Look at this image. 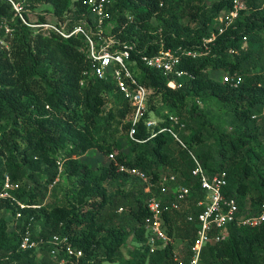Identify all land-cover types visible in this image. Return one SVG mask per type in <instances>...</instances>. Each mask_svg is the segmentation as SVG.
I'll return each instance as SVG.
<instances>
[{"label": "trees", "instance_id": "obj_1", "mask_svg": "<svg viewBox=\"0 0 264 264\" xmlns=\"http://www.w3.org/2000/svg\"><path fill=\"white\" fill-rule=\"evenodd\" d=\"M14 1L23 3L30 13L50 5L54 21L37 13L36 23H65V31L82 20L91 23L84 0ZM245 2L235 28L217 34L209 54L182 58L180 68L193 78H182L176 89L166 85L160 72L143 65L140 55L156 53L161 43L163 49L198 47L215 29V17L229 9L232 0H115L107 8L110 17L103 31L114 38L112 49L121 48L122 42L134 44L127 64L145 87L146 115L166 109L179 116L184 148L168 132L151 137L142 120L132 122L134 106L115 81L90 73L83 34L63 37L53 29L37 31L15 15L10 2L0 0V24L10 28L5 33L0 26L8 44L0 48V192L8 175L20 185L12 192L19 201L40 205L20 209L0 197V264H52L46 247L41 248V256L35 250L19 249L16 229L22 230L30 217L31 228L33 232L39 228L40 237L68 235L82 250L79 264H173L176 239L185 243L179 251L187 263L196 224L187 221L186 215L198 209L190 205L179 211L162 204V228L173 242L150 252L144 228L148 194L135 177L118 171L117 163L138 166L154 182L167 167L179 182L191 185L192 201L200 191L191 175V151L208 174L226 172L224 193L237 201L242 212L264 202V120L259 117L264 106V66L258 70L248 58L252 47L240 48L244 36L254 41L262 36L264 0ZM29 12L23 15L31 23ZM183 17L188 18L185 25L180 22ZM153 18L159 25L152 23ZM257 47L254 44V51ZM230 48L238 54L229 53ZM208 70L237 72L242 80L234 87L212 78ZM198 102L230 116L233 135L219 127L206 132L207 126H213L210 111L198 108ZM162 117L154 131L161 126L177 130L167 115ZM131 127L136 140L128 136ZM183 130L190 133L182 136ZM121 135L130 144L127 153L118 147ZM171 141L179 147L178 156L169 151ZM90 149L106 156L113 153L115 161L92 168L79 159ZM17 210L22 216L9 229ZM6 213L12 218L7 219ZM227 229L226 238L202 247L198 264H264V221L253 227L231 224ZM128 239L135 245L126 250L131 255L126 258L123 247Z\"/></svg>", "mask_w": 264, "mask_h": 264}, {"label": "built area", "instance_id": "obj_2", "mask_svg": "<svg viewBox=\"0 0 264 264\" xmlns=\"http://www.w3.org/2000/svg\"><path fill=\"white\" fill-rule=\"evenodd\" d=\"M11 3L15 15H17L26 25L38 29H53L63 37H69L81 33L87 42V53L91 63L90 73L100 79L111 77L122 95L127 98L134 106L132 122L136 124L142 120L145 127L151 132V137L159 132H168L182 147L186 148L181 140L178 130L184 127L181 119L177 115H168V121L172 126H161L157 131L154 127L158 125L157 118L146 115L147 113V94L145 87L137 80L134 73L129 69L127 61L130 58V52L134 50V44L122 42L121 48L112 49L115 40L111 35L105 34L103 24L109 19L110 14L107 10L115 0H84L83 3L89 10L91 23L81 21L74 25L69 31H65V23L56 25L50 22L30 23L23 13L30 9L23 3L14 0H4ZM246 8L245 0H232L229 9L222 10L214 19V30L208 37L203 38L201 44L194 49H187L181 46L176 48L163 49V44L156 53L141 54L139 59L147 67H151L160 72L166 78V85L171 89L179 88L182 85L181 79L193 78V75L185 69L180 68L183 57L199 58L210 52L211 45L214 43L216 35L221 34L227 29L235 28V20L239 12ZM5 33L10 32L6 24ZM242 38L240 48L243 49ZM231 54H238L237 49H228ZM221 81L230 83L236 87L242 80L237 72H224ZM161 120V119H160ZM134 128L128 131L130 139L134 137ZM192 161L191 175L196 179L199 187L200 196L191 201V185L177 180L173 173L167 175L161 174L156 182L152 181L151 175L145 170L134 165L117 163V169L132 177H135L142 185L144 191L148 194L146 207L149 215L145 218L144 228L146 243L150 252L157 247H164L168 242H173L162 228V204L169 205L174 210L184 211L194 206L198 211L188 212L186 219L196 224L195 237L191 245V256L186 263L181 251H173V264H198L200 260L201 249L206 244H211L223 240L228 235V225L236 226H258L264 221V202L257 209L249 212H242L237 201L228 197L224 193L227 184V175L224 170L208 174L198 157L191 151H188ZM108 161H115L113 153L108 154ZM57 180V178H56ZM52 184H50L51 186ZM18 182L10 180L8 175L4 176L3 188L0 197L8 198L19 205L20 209L28 207H39L40 205H29L18 200L12 194L19 188ZM121 210V208H119ZM22 212L17 210L14 216V227L17 225ZM32 217L22 226L16 229L20 236L19 249L35 250L38 256H41L43 247L48 249V255L52 259V264H79L83 256L82 250L75 247L69 236L66 234L52 233L48 238L39 236L40 229L33 232L31 228Z\"/></svg>", "mask_w": 264, "mask_h": 264}, {"label": "rangeland", "instance_id": "obj_3", "mask_svg": "<svg viewBox=\"0 0 264 264\" xmlns=\"http://www.w3.org/2000/svg\"><path fill=\"white\" fill-rule=\"evenodd\" d=\"M211 1L212 0H205L206 3H210ZM37 13L45 16V18L47 17L46 19H48L50 22L54 21V19H55L54 16H52V14H51V7L48 4L37 7L32 13L29 12V15H30L29 17H30V20L32 22H35V20H37V18H39V15ZM187 21H188L187 17L180 18V22L183 25H185L187 23ZM152 23L154 25H159L160 22L158 21L157 18H153ZM43 30H45V29L43 28L41 31L43 32ZM37 31H40V30L38 29ZM261 33H262V36H261V38H258L259 41L256 40L257 41L256 42V41H254V38L250 39V36H248V38H246V40L243 42V46H244L243 49L246 50V49H248V47L249 48L252 47L251 51H253V54H251V55L248 54V58H250V60H253V62L254 61L256 62L258 70H260L259 69L260 66H264V29L261 31ZM256 43L258 44L259 47H257L256 48L257 50L254 51V44H256ZM6 45H8L6 40L0 35V48L1 47L5 48ZM256 57H257V59H255ZM224 72H225L224 70H208L209 76H211L212 78H215L217 80L221 79L222 75H224ZM197 104H198V108L210 111V113L208 112L209 113L208 118L213 123V126H207V128L205 130L206 132L213 133L214 128L219 127L223 131H226V133H230V135H233V132L230 128V123H229L230 116H228L227 114H225L221 111H218L212 105L205 107V105L203 103L198 102ZM187 109L188 108L186 107V109H184L182 111V113L185 114V111ZM163 115L168 116V115H172V114L170 112H168L166 109L165 110L162 109L158 113V115H155L154 113H152L150 116L160 120L163 118L162 117ZM259 117L261 118L260 121L264 120V106L261 110V115ZM212 129H213V131H212ZM189 133H190L189 131L183 130L182 136L186 137ZM183 140L185 141V138H183ZM117 142H118V147L121 151H123L124 153H127L130 151V144L127 141L125 135H121L117 139ZM178 150H179L178 145L175 142L171 141L169 144L170 153H172L175 156H178L179 155ZM79 159H81V161L86 162L92 168H96L97 166L108 164V159H107L106 155H104L103 153H101L99 151H96L95 149L88 150L84 155L79 157ZM164 169L166 171L165 175L170 173L169 171H167V167H164ZM61 183L63 185L66 184V181L64 178H62ZM6 217H7V219L12 218L9 213H6ZM13 227H14V223L12 221H10L9 229H12ZM134 245H135V243L133 241H131V239L127 240L126 247H123V251L125 253L126 258L131 256V255H128L126 253V250L127 249L132 250L134 248ZM184 245H185V243L183 241H180L179 239H176L174 241V247L178 251L183 250ZM102 264H117V263H111V262L104 261V262H102Z\"/></svg>", "mask_w": 264, "mask_h": 264}, {"label": "crops", "instance_id": "obj_4", "mask_svg": "<svg viewBox=\"0 0 264 264\" xmlns=\"http://www.w3.org/2000/svg\"><path fill=\"white\" fill-rule=\"evenodd\" d=\"M208 72V71H207Z\"/></svg>", "mask_w": 264, "mask_h": 264}]
</instances>
